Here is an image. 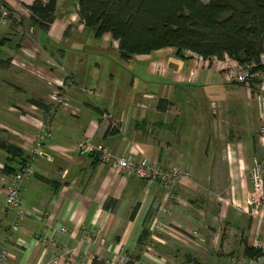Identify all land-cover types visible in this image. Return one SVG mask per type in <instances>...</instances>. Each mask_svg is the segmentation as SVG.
I'll list each match as a JSON object with an SVG mask.
<instances>
[{"label":"crops","instance_id":"crops-1","mask_svg":"<svg viewBox=\"0 0 264 264\" xmlns=\"http://www.w3.org/2000/svg\"><path fill=\"white\" fill-rule=\"evenodd\" d=\"M33 1L0 0L15 21L26 17L23 10ZM108 44L117 52L113 58L119 57L109 34L95 37L84 28L77 0H56L47 31L26 21L0 25L4 264H236L244 247L262 250V257L247 259L260 264L264 211L249 200V171L255 162L264 168V78L255 73L246 91L225 80L219 65L197 67L196 59L179 57L186 64L163 74L146 66L147 75L164 81L159 94L137 93L127 101L103 79V65L111 60L105 55ZM59 81L67 106L53 117L44 153L31 157L38 127L31 117L38 116L23 110L33 100L40 107L49 102ZM191 84L201 87L186 92ZM176 86L185 90L175 92ZM159 99L163 102L157 106ZM86 135L107 144L116 157L136 146L133 150L142 154L130 155L133 161L144 157L185 170L188 176L177 183L176 199L166 205L158 182L121 178L110 163L76 154L74 144ZM10 147L20 157L10 159ZM19 160L28 163L32 175L19 192V207L28 213L12 231L15 210L5 203L1 177L7 174L4 165L17 170ZM164 206L167 212L160 214ZM151 234L154 239L148 241ZM38 236L51 238V244H41Z\"/></svg>","mask_w":264,"mask_h":264},{"label":"trees","instance_id":"trees-1","mask_svg":"<svg viewBox=\"0 0 264 264\" xmlns=\"http://www.w3.org/2000/svg\"><path fill=\"white\" fill-rule=\"evenodd\" d=\"M56 0H34L27 6L26 21L47 31L54 20ZM6 7L2 2L0 7ZM77 14L95 37L109 34L117 42L122 60L170 48L177 57L189 50L202 58L227 56L239 64H253L252 73L264 78V0H77ZM163 102L159 99L157 106ZM33 103L40 104L33 100ZM10 159L20 157L9 148ZM25 160H19L22 162ZM9 174L16 169L4 165ZM246 259L260 258L259 248L244 247ZM91 264H96L92 261ZM193 264H199L194 262ZM264 264V260L260 263Z\"/></svg>","mask_w":264,"mask_h":264},{"label":"built area","instance_id":"built-area-1","mask_svg":"<svg viewBox=\"0 0 264 264\" xmlns=\"http://www.w3.org/2000/svg\"><path fill=\"white\" fill-rule=\"evenodd\" d=\"M24 14H28V9L23 10ZM12 13L4 6L0 7V25H4ZM29 32H32L29 29ZM26 53V52H25ZM28 54V53H26ZM185 56L192 57L197 60V67H210L212 65H219V70L222 72L223 78L228 82H234L249 91L251 87V79L254 73L251 72L253 64H239L235 59H231L224 56L222 59L202 58L194 54L189 50H184ZM260 63L264 65V54L260 56ZM152 70L154 73L163 74L165 66L163 63H153ZM192 74L195 72L193 69ZM261 75V74H259ZM59 87L52 90L49 96V102L43 104L42 107L38 104L32 103L24 108V115L28 116L32 112H37L38 118L31 117L37 121V129L34 134L32 147L29 149L31 157L40 156L44 153V145L46 141L51 138L50 126L56 111L61 107L67 106L64 93L61 89L63 87L62 81L58 83ZM143 106V104H141ZM101 117L108 119V115L103 114ZM114 124V123H113ZM131 147L126 156L116 157L112 155L110 148L107 144L101 142H95L90 136H85L76 142L73 146L74 152L79 155H95L101 164L110 163L115 173L121 178L135 177L146 181L158 182L165 191L166 205L173 202L176 199L175 189L176 185L182 178L188 176L185 170H182L178 166L163 167L158 162L148 161L142 157L138 161H133L130 155L133 153L142 154L141 150L137 148L135 151ZM264 168L260 163L255 162L249 171V180L252 185V190L249 195V200L252 204L260 207L264 211V180L263 174ZM32 175L31 169L26 161H23L19 168L9 174H5L1 177V181L5 189V203L8 207L15 210V222L10 226L12 231L18 229L17 220L25 218L28 212L24 211L19 207V192L21 190L22 182ZM165 206L159 210L160 214L166 213ZM158 224L156 223L155 227ZM153 227V228H155ZM191 235L195 236L196 231H191ZM154 239L152 234L148 237V241ZM36 240L43 245L51 244L52 239L48 237H36ZM150 246H145V251H149ZM8 253L5 249L0 251V264L5 263V259ZM236 264H250L246 257H239Z\"/></svg>","mask_w":264,"mask_h":264},{"label":"rangeland","instance_id":"rangeland-1","mask_svg":"<svg viewBox=\"0 0 264 264\" xmlns=\"http://www.w3.org/2000/svg\"><path fill=\"white\" fill-rule=\"evenodd\" d=\"M92 40L94 39L92 38ZM105 50V55L107 57L109 56L111 60L106 59L107 62L103 65V79L109 81L112 87L118 91L119 95L124 97L127 101L129 100L127 98L131 99L132 96H137V93H148L154 95L159 94V87L163 84L164 81L159 80L156 77H152L151 75H147L146 66H151L153 63L159 62L164 64L165 69L172 70L174 69L175 65H178L179 63L185 65L187 62L185 59L176 57L174 53H171L170 48H165L155 52L154 54L156 55L151 60L142 59L144 56L138 55L133 57V59H130V61L128 62L121 60L119 57H116V59L113 58L115 54L117 55V52L114 48H112L111 44H108L107 49ZM255 76L256 75L254 73V77ZM166 82L168 83V81ZM197 86L198 88L201 87L200 84L186 85L185 87L189 89H186V92H190V89L196 91ZM174 88H177V90H179L175 92L185 90L182 86H176ZM161 114L163 116L171 115L168 113ZM9 162L14 165L13 161L9 160ZM208 264L218 263L215 261H210L208 262Z\"/></svg>","mask_w":264,"mask_h":264}]
</instances>
